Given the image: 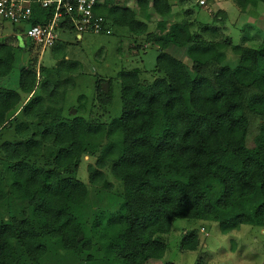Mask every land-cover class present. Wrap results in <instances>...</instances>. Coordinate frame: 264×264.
<instances>
[{"label":"trees","instance_id":"16d2710c","mask_svg":"<svg viewBox=\"0 0 264 264\" xmlns=\"http://www.w3.org/2000/svg\"><path fill=\"white\" fill-rule=\"evenodd\" d=\"M234 1L241 10L264 3ZM137 3L150 4L161 17L157 32H148V23L118 1L99 12L136 38L143 34L154 38L159 47L154 70L160 76L148 82L140 80V68H121L116 74L121 115L112 122L62 114L75 82L61 76L78 69L81 61L68 60V44L58 38L50 48L60 61L41 68L42 93L22 104L39 82L36 70L28 66L19 70V90L0 86V141L6 133L16 136L0 143V201L5 194L1 179L8 172L16 176V197L27 200L33 213L0 220V264H24L17 258L16 245L39 264L49 249L47 243L76 254L96 248L95 255H88V264L161 260L167 244L157 237L168 233L179 218L219 222L222 234L243 224L264 227V37L259 48L235 44L240 63L222 65L231 37L221 40L208 24L194 29L188 18L170 22V0ZM170 45L186 49L192 71L167 51ZM14 61L12 46L0 43V77L10 73ZM97 81V104L110 105L112 80ZM45 145L53 148L54 173L90 154L98 157L97 168H87L92 185L110 186L101 170L106 161L123 180L120 204L114 211L99 210L90 235L81 223L69 228L60 222L62 200L80 203L86 185L75 179L57 183L53 175L47 185L37 168H29L27 162L40 157ZM57 185H64L63 191ZM198 243L196 235L186 234L181 247L192 252Z\"/></svg>","mask_w":264,"mask_h":264},{"label":"rangeland","instance_id":"374dc122","mask_svg":"<svg viewBox=\"0 0 264 264\" xmlns=\"http://www.w3.org/2000/svg\"><path fill=\"white\" fill-rule=\"evenodd\" d=\"M198 0H189L185 6H189L195 14V28L202 24L216 25L221 24L227 28L226 33L231 35L232 43L225 50L226 59L222 65L235 66L240 63V55L235 52L234 45L241 44L259 48L261 38L247 37L242 40L243 34L258 36V32L264 33L263 25L259 26L255 18L250 19L247 16L240 18V8L233 0H226L224 6L217 0H206L207 6H200ZM172 4V13L169 21L180 17L179 1L170 0ZM137 0L122 1V6L137 8ZM183 5V7H185ZM207 7L214 10L213 14L207 12ZM264 9V4L258 6ZM218 9L224 10L226 13L225 21L220 17H216ZM147 14L146 12H144ZM152 18L149 22L150 32H157V24L161 17L150 11ZM0 37H5L13 33L18 25H13L7 21H0ZM236 23V24H234ZM114 26V25H113ZM111 34H91L90 32H82L81 37H76V33L65 30L61 32L58 40L61 43L68 44L67 59H77L81 61L78 69H75L67 74L63 73L61 79L66 76L75 82V87L68 89L67 100H65L64 117H74L77 114L84 115L86 118L95 121H106L108 123L121 115V86L116 79V74L122 69H132L138 67L140 72V80L153 82L154 78L160 75L155 73L154 67L157 63L159 47L155 44L154 38H147L145 34L137 37L129 33L127 28L114 26ZM194 28V29H195ZM221 40L224 38L219 37ZM28 45L30 44L27 41ZM139 45V46H136ZM137 47V48H136ZM18 56H24L26 66L34 68L37 74V81L42 76L41 68L46 66H54L60 60L52 55L51 48L44 51L43 56L33 50V53L26 50H19ZM178 56L186 62L189 70L192 64L185 48L182 49V54ZM14 73V72H13ZM17 76V75H16ZM14 75L3 79V86H14L17 84V77ZM112 80L113 98L110 105L101 107L96 102L98 78ZM106 88L109 87L108 82ZM103 83V85H104ZM12 84V85H11ZM41 82L36 85L35 95L42 93L40 88ZM83 95V96H81ZM80 96V98H78ZM82 97V98H81ZM78 98V99H77ZM76 107L79 109L77 110ZM14 114V112H13ZM19 115V114H18ZM15 133H6L2 137L4 139L15 140ZM0 141V143H1ZM53 148L45 145L43 154L38 158L30 159L27 164L29 168H37L40 171L41 180H45L47 185L52 183L49 176L53 175L54 182L66 181V179H75L83 182L86 185V194L83 195L80 203H75L70 199H63L60 205L62 215L60 216L61 225L72 228L75 224L81 223L84 232L90 235V229L99 210L114 211L117 209L124 195V183L122 179H118L113 173L111 161H106L101 170L105 173V178L108 179L110 186H95L88 179V165L97 168V156L83 154L77 161L76 165H70L65 170H60L57 173L52 172L54 166ZM2 187L4 189V197L0 201V220L9 219L10 217L28 218L33 215L27 200L16 197L14 191L16 187V176L11 173L3 172ZM64 185H57V190L63 191ZM219 191V189H218ZM63 196V195H61ZM65 210V211H64ZM219 222L203 219L179 218L176 219L170 231L157 238L167 244L166 253L161 260H148L142 264H264V227H255L251 224H243L238 229L231 230L227 234H222L219 230ZM186 234H194L198 238V247L196 251H188L181 247V241ZM90 237V236H89ZM160 237V238H159ZM49 249L45 256L40 260L39 264H88V255H95L96 248L92 251H85L82 254L74 252H66L59 249L54 243L46 244ZM16 249L17 258L21 259L24 264L32 263L26 251L18 245ZM97 256V255H96Z\"/></svg>","mask_w":264,"mask_h":264},{"label":"built area","instance_id":"2783aa9c","mask_svg":"<svg viewBox=\"0 0 264 264\" xmlns=\"http://www.w3.org/2000/svg\"><path fill=\"white\" fill-rule=\"evenodd\" d=\"M118 0H0V21L18 25L10 36H24L42 51L50 48L61 32L109 33L111 23L99 11ZM207 6L206 0H199ZM207 12H212L207 7Z\"/></svg>","mask_w":264,"mask_h":264},{"label":"crops","instance_id":"0c3cea01","mask_svg":"<svg viewBox=\"0 0 264 264\" xmlns=\"http://www.w3.org/2000/svg\"><path fill=\"white\" fill-rule=\"evenodd\" d=\"M122 1L123 2H125V1H127V0H118V3H119V5H122ZM179 2H180V0H178ZM218 2H220V4H221V7H222V5L224 6V3L226 2V0H217ZM234 1V0H233ZM149 2L151 3V0H149ZM235 2V1H234ZM188 3V0L186 1H184V2H180L179 3V5H180V7H179V14H181L180 15V17H177V18H175V19H173V20H171L170 22H172V21H174V20H182V19H185V18H188L189 20H190V22H192L194 25V28H195V12H194V10L193 9H191L188 5L187 6H185L184 4H187ZM236 3V2H235ZM262 3V2H261ZM261 3H258L256 6H254V5H248L244 10H241V8H240V18H245L246 16L248 17V18H250V19H253V18H255V20H256V22L259 24V26H261V25H263V27H264V9L263 8H259V10H258V6L261 4ZM189 4V3H188ZM196 4V3H195ZM264 4V3H263ZM183 5L185 6V7H183ZM198 5V4H197ZM236 5L237 6H239L237 3H236ZM130 7V6H129ZM128 7V8H129ZM130 8H132L134 11H135V13L137 14V18L139 19V20H142V21H145V22H147L148 23V25H149V22H150V19L152 18V15H151V13H150V11H153V9H152V7H151V5L149 4V5H144V6H138L137 5V8H134L133 6H131ZM173 8V7H172ZM223 8V7H222ZM187 9H191L195 14H194V16L191 14V15H189V14H186L185 12H184V10H187ZM172 11H173V9L171 10V13H172ZM214 11V10H213ZM218 13H220L219 14V17L222 19V20H224L225 21V19H226V13L224 12V10H221V9H218ZM144 12H146L147 14H145ZM217 12V11H216ZM171 13H170V15H171ZM214 12H212V14H213ZM149 15H151V18L149 19ZM170 15H169V18H170ZM170 22L168 23V26H169V24H170ZM2 23L0 22V25H1ZM234 24H236V23H234ZM209 26H210V28H216L217 30H218V36L217 37H221V38H228V37H232L231 35H229V34H227L226 33V31H227V28L225 27V26H223V25H221V24H216V25H210V24H208ZM150 26V25H149ZM114 26H113V24L111 23V28H112V30L114 29L113 28ZM112 30H110V32L109 33H99V34H111V33H113V31ZM150 30H152V29H149V27H148V32H150ZM210 32V31H209ZM228 32V31H227ZM11 34H9V35H7V36H5V37H0V43H5V44H9V45H11L12 46V49H13V53H14V56H15V61H14V63H12V70L10 71V73L9 74H7L6 76H2V77H0V86L1 87H6V88H12V89H17V90H19V82H18V74H19V70L23 67V66H26V63H25V61H24V56H18V51L19 50H26V51H29L30 53H31V55H32V53H33V50H35L36 49V51L38 52V53H40V57H42L43 56V53H44V51H42L39 47H37L36 45H34V43L32 42V41H29L28 39H26L24 36H21V37H12V36H10ZM78 37V36H77ZM81 37V36H80ZM80 37H78V38H80ZM139 37H141V36H139ZM243 37H254V38H261V37H264V33H261V32H258V36H256V34H254V33H251V35H248V34H243V36H242V40L244 41V39H243ZM27 41H29L30 42V44L28 45V43H27ZM68 47V46H67ZM169 48L167 49V51H169V52H171L172 54H174L175 56H177V57H179L178 56V54L180 55V54H182V49L183 48H181V47H176V46H174V45H170V46H168ZM53 48H51V50H52ZM47 50V49H46ZM186 50V49H185ZM53 52V51H52ZM180 58V57H179ZM14 72V73H13ZM38 74V73H37ZM11 75H14V76H16L17 77V84L15 85V87L14 86H12V87H10V86H3L2 85V80L3 79H7V78H9V76L11 77ZM12 85V84H11ZM35 94V89L33 90V92L30 94V95H28V96H25L26 98L23 100V105L24 104H26L27 103V101L32 97V95H34ZM19 112V109L18 110H15L14 111V115H16L17 113ZM13 115V114H12Z\"/></svg>","mask_w":264,"mask_h":264},{"label":"water","instance_id":"95a60500","mask_svg":"<svg viewBox=\"0 0 264 264\" xmlns=\"http://www.w3.org/2000/svg\"><path fill=\"white\" fill-rule=\"evenodd\" d=\"M107 83H104V87H106Z\"/></svg>","mask_w":264,"mask_h":264}]
</instances>
